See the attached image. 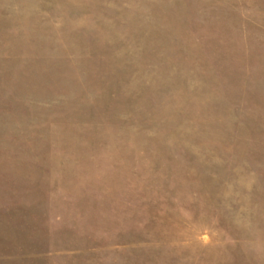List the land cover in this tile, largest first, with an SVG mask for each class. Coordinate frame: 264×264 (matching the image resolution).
<instances>
[{
  "label": "rangeland",
  "instance_id": "1",
  "mask_svg": "<svg viewBox=\"0 0 264 264\" xmlns=\"http://www.w3.org/2000/svg\"><path fill=\"white\" fill-rule=\"evenodd\" d=\"M0 264H264V0H0Z\"/></svg>",
  "mask_w": 264,
  "mask_h": 264
}]
</instances>
